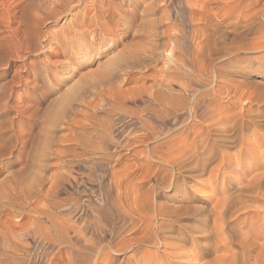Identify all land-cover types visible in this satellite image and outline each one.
I'll return each mask as SVG.
<instances>
[{
  "label": "rangeland",
  "instance_id": "obj_1",
  "mask_svg": "<svg viewBox=\"0 0 264 264\" xmlns=\"http://www.w3.org/2000/svg\"><path fill=\"white\" fill-rule=\"evenodd\" d=\"M263 9L264 0H0V264H64L67 248L47 242L44 233L49 222L43 213L49 212L47 205H53L52 210L62 215L75 200L84 202L91 195L94 202L104 206L105 197H94L93 192L100 189L102 178L105 185L114 184L112 197L117 195L121 204L125 200L124 207L130 205L131 211L137 209L136 203L145 199L142 189L149 187L145 183L147 176L159 165L158 159L149 155L151 147L157 145V150H165V154L170 150H166V143L174 139L177 149L185 139L188 144L193 138L191 131L186 133L190 128L183 132L187 125L197 128L200 121L201 126L209 121L205 106H199L197 115L191 109L203 91L213 92V87L225 82L215 81L208 60L224 55L218 64L228 62L225 72L241 81L242 70L249 69L255 58L264 54V50L258 52L249 47L256 41L264 42ZM216 21L221 22L220 31L212 27ZM258 28L263 31L259 33ZM205 69L210 73H205ZM255 79L261 81V75H255ZM233 85L229 88L232 92ZM226 88L224 102L229 90ZM156 100L159 105L170 101V107L173 102L178 108L176 117L164 120L163 125L162 120L145 116V107L154 105ZM141 116L149 118L150 125L144 128L138 123ZM182 119L185 126L180 124ZM148 126L158 132L152 129V133ZM161 144H165L164 148ZM260 151L263 154L256 156L264 160V148ZM232 158L225 170L246 178L251 157L245 150ZM90 171L95 172L97 184L86 176ZM201 177L197 181L210 179L209 174ZM215 180L212 178L211 183ZM69 181L73 189L68 188ZM189 181L193 183L187 180V184ZM153 183L154 180L150 184ZM211 183L208 189L195 185L219 198L220 191L214 190ZM165 189L161 190L170 193ZM134 197L140 202L135 203ZM157 200L166 199L155 197ZM143 202L136 213L133 211L132 216H137L128 218L121 238L144 234ZM194 204L206 207L200 201ZM80 217V213H75L74 219ZM139 246H148L147 250L154 253L161 250L155 254L160 257L174 251L152 244ZM136 247L113 256L124 264L127 260H120L127 259ZM233 249L237 250L236 246ZM175 259L185 264L198 263L192 258Z\"/></svg>",
  "mask_w": 264,
  "mask_h": 264
},
{
  "label": "bare ground",
  "instance_id": "obj_2",
  "mask_svg": "<svg viewBox=\"0 0 264 264\" xmlns=\"http://www.w3.org/2000/svg\"><path fill=\"white\" fill-rule=\"evenodd\" d=\"M263 10L261 12L263 13L262 17H264ZM259 15L261 14H258V16ZM221 17L219 16V18ZM258 19L261 23L262 19ZM251 23L252 22H250L249 24ZM220 24L221 22L216 21L212 24V27L219 28ZM217 31H220V28L217 29ZM259 31L262 32L263 29H259L258 32ZM223 38H225V36ZM262 39L264 41V38H261V40ZM248 42L246 44H248ZM256 42L252 44L253 46H249L251 50L253 49L254 51L258 52L264 50V42H258L259 44L257 45ZM235 48L236 47H234V49ZM215 51H217V49ZM226 55L228 56L227 53ZM222 56L224 55H221L219 57L213 56L210 60H208V62L210 61L209 64L207 63L208 65H203L204 67L206 65L211 67V69L209 67L208 69H210V71L212 70L211 73L215 81L218 82L224 79V84L220 85L217 88L216 86L213 87V92H209V90L206 89L202 92L199 98L197 97V99L192 102L193 105L191 106V109H193V112L196 113V115L199 106H205L206 112L209 116L207 118L209 120L208 123H205V125L201 126L203 122L200 121L201 124H199L198 126L195 125L197 126V128H194V125L192 127L188 125L186 126V128L184 127V134L186 130H189L190 128V130L186 133L188 134L191 131L192 133L190 134H193V138L191 139V141L188 139V141H190L188 144L186 142V139L184 140L185 143L183 145L181 144L184 141L181 142V144L178 143L180 147H177V149V143L173 144L176 141L172 139L173 141L171 142L170 140V145L166 143L169 148H165L166 150L170 149L169 152H167V156H165V154L167 153H163L165 150L163 151L162 149L161 151L163 152L157 150V145V147L153 145L150 149L149 155H151L153 158L156 157L158 159L159 165H156V168L154 169L152 168L153 170H150V173L147 176V182L145 183L148 184L149 187L146 189H142V192L145 190V196H143V198L145 199H142L143 201L145 200V232H143V235H138V237L136 236L130 238H121L125 232V226L127 224L128 218L134 215L133 211H135V213L137 212L136 210L139 208V204H141L143 201L140 202L139 199L137 200L135 198L137 195L134 191L133 194H135L134 198L136 200H134L133 198L132 199L135 201V203L136 201H139L140 203H136V205L138 204L137 209L132 207L134 210H129L128 207L130 205L128 206L127 204L126 206L128 207H124V197V199L121 198L122 200H124V204H121V202L117 200L119 199L117 195L116 196L118 198H115L116 196H111L113 194L111 193V190L114 184L111 182L110 184L105 185L103 182V178H100L101 180L99 181V184L101 186L100 189L97 190L96 188L94 190L93 188L94 191H92L94 192V197L97 195H103L105 197L106 202L104 206L98 205L96 202H94V199L91 198V195L89 197L90 199H85L86 201L84 202H82L80 199L75 200L74 204H72L70 208H67V212L61 215L57 214L55 210H52L53 205H47L45 203V205H47L49 208V212H44L43 216H45L46 221L49 222V226L45 228L47 233L44 234L47 242H49L50 244L58 243L59 245L67 248L64 251L66 257V262L64 264H121L118 263V258L113 255H120L125 250L129 248L132 249L136 246H138L136 247L137 250H135L133 254L126 256L127 259L120 260V262L127 260L126 262H124V264H185V262H179L180 258H178V261H174L175 257L176 259L177 257H184V259H195L198 262L197 264H264V160H261V157H258L259 155L263 154L260 149L264 148V54L262 56L258 55L259 59L255 58V61H253L254 64L251 65L249 69L247 67V69H243L242 67L244 71L242 70V73L239 71L241 73V77H243L241 81L233 79V77L230 76V73H227V71L225 72V69L227 67L226 64H228V62L221 63L220 65L218 64V61H220ZM254 57L255 56H253V59ZM244 59L246 60V58ZM233 60L235 61V58H233ZM230 62L233 61H229V63ZM200 66L198 68H200ZM243 66L245 68V65ZM202 67L203 66H201V68ZM203 69L204 68H202V70ZM207 70H204L206 71L205 73H210L209 70ZM255 75H261L262 80L259 81L258 79H255ZM173 78H171L170 80H172ZM232 83L235 84L233 85ZM212 84L214 85L213 82ZM232 85L233 87H235V90L233 87H231L234 90L233 92L230 91L231 89H229ZM226 86L229 90L226 96L227 100L224 102V100L222 101V95L224 94V89H227ZM144 92H146V89L144 90ZM193 92L195 91L193 90ZM118 95L120 94H117V96ZM194 95L192 97H194ZM161 96L163 95L161 94ZM147 97H151V95H147ZM157 97H159V95ZM232 98H235V100H233ZM231 99L233 101L229 102V100ZM120 100H122L123 105V99ZM116 101H118V99H116ZM171 101H173V97ZM168 102L170 103V101ZM173 102L171 104L174 106ZM157 103L145 107V116L150 114V117H152L153 120H158V122L159 120H162L163 123V121L169 119V117L172 118V116L177 115V107L174 106V108H172V105L170 107L169 103L168 105H165L167 103L163 104V102H161L162 104L160 105L159 103ZM196 117L195 120H197ZM189 118L190 121L191 116ZM137 122L143 124L144 128L146 124L150 125L149 118L144 116L139 117ZM184 122L186 121H183L182 119V121L180 122L181 126H185V124H183ZM180 124L178 123V125ZM153 125L155 126V124ZM148 127L152 131L153 128L151 129V126ZM155 127L153 130L158 132ZM170 131L171 129L169 130V132ZM165 132L163 134H165ZM154 135L157 136V134ZM170 136L173 137V135ZM167 139H169V137L166 138V140ZM161 145L164 148L165 144ZM160 147L161 146H159V149ZM174 147L176 151H178L177 153L176 151L172 150V148ZM245 150L252 159L250 169H248L249 173H246L247 175L244 174L246 178L239 177L240 175L238 173L234 174L231 172H227L225 170V165L229 163L231 159H233L232 157L238 156ZM173 153H175L176 155H172ZM256 153H258V156H256ZM145 157L148 158V156L146 155ZM228 157H230V159L226 160ZM148 160L146 159V161ZM149 163L150 165H152V162L149 161ZM163 164L171 166V169L169 166L168 168ZM123 173L121 174L124 175L125 173ZM204 174H209L208 178L210 179L208 181L202 182L197 181V179L201 176L203 177ZM86 176L91 180V183L96 182L97 184V178L94 171H90L86 174ZM129 177L130 176L128 175V178ZM143 177L146 176H142V178ZM215 177L216 182L211 183L212 178L214 179ZM152 180H154V183L150 184ZM187 180H192L193 183L189 181L190 184L188 183V185ZM209 182L212 184L214 190L218 189L220 191L221 196L219 198L207 194V191L205 190L196 188L197 185L195 184H200L203 185L204 188L208 189ZM68 186V188L73 189L72 182L69 181ZM145 186L147 187V185ZM156 186L157 188H159L160 186H162V188L165 187V190H170V193L164 192L163 190H161L162 188L157 190ZM117 187L119 186L117 185L116 188ZM136 187L139 186H137L136 184ZM141 187L143 186H140V188ZM126 189V193H129V189ZM132 191H130V196ZM140 191L141 190H139V193H141ZM155 197H158V199L162 197L166 200L164 202H162L163 200L154 201ZM138 198H140V196H138ZM130 201L131 200H129V202ZM199 201L205 204L206 207L202 208V205L200 206L199 204L197 205L200 207H197V205H195L194 203ZM133 203L134 202L132 201V204ZM132 204L131 206H133ZM136 205L134 207H136ZM251 211H253L252 215H250ZM140 212L143 213L142 210ZM75 213H80L81 217L79 219H74ZM142 213H139L140 215L138 214V216H143L141 215ZM135 216L137 215L135 214ZM118 238L120 239L118 240ZM116 239L118 241H116ZM140 244H152L158 247L163 246L165 249L174 250L175 252L173 251L166 256L162 254L164 257H160L155 255L159 250L155 251L154 253L148 251L149 248L147 250L146 247L148 246H142L145 248L142 249L139 246ZM235 246L237 250L233 249V247L235 248ZM189 247L190 250H187L186 248ZM170 250H167V252H170ZM159 252H161V250ZM182 260L183 259H181V261Z\"/></svg>",
  "mask_w": 264,
  "mask_h": 264
}]
</instances>
